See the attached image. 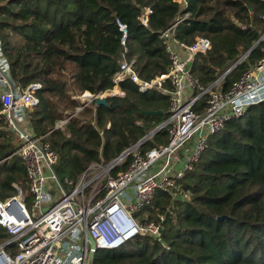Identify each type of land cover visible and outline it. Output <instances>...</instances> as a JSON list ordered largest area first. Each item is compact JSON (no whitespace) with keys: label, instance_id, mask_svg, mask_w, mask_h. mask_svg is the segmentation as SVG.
<instances>
[{"label":"trees","instance_id":"obj_1","mask_svg":"<svg viewBox=\"0 0 264 264\" xmlns=\"http://www.w3.org/2000/svg\"><path fill=\"white\" fill-rule=\"evenodd\" d=\"M145 7L151 9L147 25L138 18ZM260 13L262 0H0V41L11 78L21 87L41 84L39 103L18 128L32 136L47 134L57 155L53 170L71 190L65 178L75 183L91 162L116 158L161 123L168 106L159 90L141 92L130 79L119 82L124 96L93 100L76 113L79 102L71 95L111 89L124 48L141 78L165 72L169 59L159 34L178 20L177 40L192 43L202 35L211 42L192 66L194 78L207 86L264 32ZM117 20L126 25L125 46ZM263 46L260 41L222 78L223 90L263 56ZM157 110L162 112L149 113ZM65 117L68 122L56 127ZM155 137L165 141L166 130ZM12 139L0 118V159L7 157L0 163V198L14 191L12 182H25ZM180 184L191 191L189 200L157 190L135 213L156 220L171 208L158 239L135 235L116 247L97 248L89 264H264V100L211 135ZM7 237L0 226V242Z\"/></svg>","mask_w":264,"mask_h":264},{"label":"built area","instance_id":"obj_2","mask_svg":"<svg viewBox=\"0 0 264 264\" xmlns=\"http://www.w3.org/2000/svg\"><path fill=\"white\" fill-rule=\"evenodd\" d=\"M150 13L151 9L145 7L138 17L142 24L147 25ZM259 18L264 20V13ZM178 21L159 34L169 59L165 72L150 79L141 78L135 58L127 59L124 48L111 89L71 95L80 101L76 113L96 97L124 96L119 82L130 79L139 91L154 88L168 99L167 114L153 128L154 132L150 130L153 133L147 136L148 131L126 148L130 159L125 168L111 172L126 156L114 164L112 160L91 162L75 183L64 179V184L73 186L71 190L56 177L53 166L57 155L47 134L32 136L18 128L28 110L39 103L37 91L41 84L32 82L21 87L14 83L0 41V118L8 131L17 136L19 143L13 154L21 158L25 171L24 185L12 182L14 191L0 198V226L8 236L0 242V264H86L91 255L86 229L97 248L116 247L135 235L158 239L171 208L167 207L156 220H141L135 213L157 190L168 192L173 200H189L191 191L183 188L180 181L193 170L209 137L220 132L228 120L240 117L248 106L264 100V46L263 56L227 90L220 87L223 74L204 86L194 78L192 66L211 48V42L202 35L192 43L177 40L174 27ZM117 24L125 46L126 25L119 20ZM239 26L244 28L243 24ZM260 41L264 42V32L257 44ZM68 119L57 121L56 127H63ZM162 129L166 130L165 141L155 137ZM6 159H0V163Z\"/></svg>","mask_w":264,"mask_h":264},{"label":"water","instance_id":"obj_3","mask_svg":"<svg viewBox=\"0 0 264 264\" xmlns=\"http://www.w3.org/2000/svg\"><path fill=\"white\" fill-rule=\"evenodd\" d=\"M257 45V42L255 43V44H253L252 45V47L246 52V53H244L238 60H237V62L236 63H234L230 68H228L224 73H223V75H226L235 65H237L245 56H246V54L249 52V51H251L255 46ZM222 75V76H223ZM221 76V77H222ZM95 102H96V104H100V103H105L106 102V97H102V98H99V97H96L95 98ZM162 111L161 110H157V111H150L149 113H152V114H160ZM153 130V129H152ZM153 132H154V130H153ZM152 131H150L148 134H147V136H149L151 133H153ZM146 136V137H147ZM128 149H126V150H124V151H122L116 158H114L112 161H111V163L112 164H114V163H116L117 161H120V160H122L127 154H128ZM44 210H46V208H44ZM170 217H171V214H169V213H167L166 214V217H165V221H167V220H169L170 219ZM164 221V222H165ZM85 239H86V242L88 243V245H89V249H90V252L91 253H93L96 249H97V247H96V245H95V241H94V239L90 236V234H89V232H88V230L86 229L85 230Z\"/></svg>","mask_w":264,"mask_h":264},{"label":"rangeland","instance_id":"obj_4","mask_svg":"<svg viewBox=\"0 0 264 264\" xmlns=\"http://www.w3.org/2000/svg\"><path fill=\"white\" fill-rule=\"evenodd\" d=\"M80 102V101H79ZM11 136L13 137V143H14V145H16V144H18L19 143V141H18V139H17V136H16V134H14V133H11ZM49 182H51V180L49 179L48 180V184H49ZM25 183V182H24ZM24 183H22V184H20V183H17L18 185H20V186H23L24 185ZM90 248V247H89ZM86 264H89V261H87L86 262Z\"/></svg>","mask_w":264,"mask_h":264},{"label":"crops","instance_id":"obj_5","mask_svg":"<svg viewBox=\"0 0 264 264\" xmlns=\"http://www.w3.org/2000/svg\"><path fill=\"white\" fill-rule=\"evenodd\" d=\"M24 123V122H23Z\"/></svg>","mask_w":264,"mask_h":264}]
</instances>
